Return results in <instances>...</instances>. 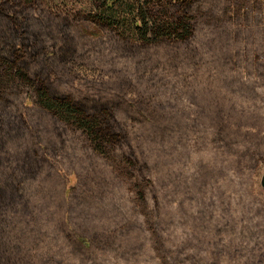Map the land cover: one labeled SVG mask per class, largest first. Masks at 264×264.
Masks as SVG:
<instances>
[{
	"label": "rangeland",
	"instance_id": "obj_1",
	"mask_svg": "<svg viewBox=\"0 0 264 264\" xmlns=\"http://www.w3.org/2000/svg\"><path fill=\"white\" fill-rule=\"evenodd\" d=\"M17 1L0 0V35L23 41L0 49L28 42L37 87L0 73V264H264V0L172 8L192 39L151 46L106 28L99 0ZM40 89L103 112L115 146Z\"/></svg>",
	"mask_w": 264,
	"mask_h": 264
},
{
	"label": "trees",
	"instance_id": "obj_2",
	"mask_svg": "<svg viewBox=\"0 0 264 264\" xmlns=\"http://www.w3.org/2000/svg\"><path fill=\"white\" fill-rule=\"evenodd\" d=\"M195 1L197 0H99L98 3L99 14L104 19L103 24L106 28L124 36L123 40L127 42L151 46L161 41L183 43L192 39L193 25L191 19L188 17L189 15H178V12L176 15L172 11V8L177 7L180 9L184 7L188 10L193 6ZM17 3L21 5V8H27L33 2L32 0H19ZM22 3L24 4L22 5ZM25 21H28L27 16H25ZM15 25L19 24L15 22ZM19 28L26 30V34L29 36L27 40L30 41L32 33L29 30L27 31L26 23H22ZM12 31L8 30L3 34L6 36L8 32ZM23 33L25 32L23 31ZM13 34L16 40H18V35L16 36L14 31ZM21 40L23 41V39ZM27 44L28 42L25 44L21 42L19 46L13 45L12 52H8L7 50L4 52L0 49V73H3L1 79L5 84L18 81L22 85L37 87L36 82L30 77L29 71H26L28 68L23 70L22 67L24 65L19 64L27 54ZM25 49L26 52H24ZM8 53H11L9 57ZM37 97L41 106L48 112L70 117L73 123L84 129L94 139L97 146H115V138L118 135L113 133V126L105 128L101 126V117L105 116L103 112L90 116L69 101L52 97L45 89H40ZM10 137H3L0 141V150H3L5 144L12 140ZM33 160L34 157L32 155H27V163L24 161V171L20 173L22 178L28 177L31 180L35 178L33 173L36 172L37 167H40ZM0 198L9 201L8 193L6 196L1 190ZM140 198H145L144 193H142Z\"/></svg>",
	"mask_w": 264,
	"mask_h": 264
},
{
	"label": "water",
	"instance_id": "obj_3",
	"mask_svg": "<svg viewBox=\"0 0 264 264\" xmlns=\"http://www.w3.org/2000/svg\"><path fill=\"white\" fill-rule=\"evenodd\" d=\"M260 185H261V187L264 189V174H263L262 177H261Z\"/></svg>",
	"mask_w": 264,
	"mask_h": 264
}]
</instances>
